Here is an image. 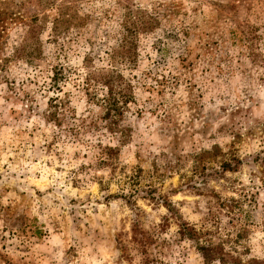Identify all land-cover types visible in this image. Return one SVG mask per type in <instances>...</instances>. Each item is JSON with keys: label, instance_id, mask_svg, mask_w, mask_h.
<instances>
[{"label": "rangeland", "instance_id": "1", "mask_svg": "<svg viewBox=\"0 0 264 264\" xmlns=\"http://www.w3.org/2000/svg\"><path fill=\"white\" fill-rule=\"evenodd\" d=\"M3 1L0 264H204L182 221L230 261L264 264V68L228 38L252 24L264 55V0H80L82 26L57 43L45 23L34 63L14 48L28 16L42 10L33 0H6L17 10L6 18ZM118 3L154 18L138 34L136 64L122 67L134 92L118 118L125 136L110 131L109 119L77 132L73 121L101 114L81 89L83 56L109 65ZM56 62L68 69L61 91L48 89ZM55 94L66 102L59 124L46 111ZM101 145L117 149L109 164L99 161Z\"/></svg>", "mask_w": 264, "mask_h": 264}, {"label": "trees", "instance_id": "2", "mask_svg": "<svg viewBox=\"0 0 264 264\" xmlns=\"http://www.w3.org/2000/svg\"><path fill=\"white\" fill-rule=\"evenodd\" d=\"M42 10L41 14L34 12L33 16H28L24 23L27 28L21 42L14 48V56L21 57L28 63L36 62V59L42 58L40 33L45 23H50V37L53 42H59L60 39L67 37L66 32L77 29L84 23L85 18L79 14L80 0H33ZM3 9L6 18H12L16 13L10 8L12 1H3ZM123 10L120 17V35L119 42L112 47L108 54L109 65L107 67L91 66L90 54L83 56V66L85 74L81 81V89L89 99L95 100L101 108V114L97 119H92L85 123L84 119L79 122H72L71 129L80 132L93 124L98 126V120H107L108 128L111 132L120 131L125 136V129L121 128L118 118L129 109L130 103L134 102L133 86L129 78L122 73V67H132L137 62V37L138 34L151 30L153 27V17L143 16L145 13L139 8H134L128 3H118ZM14 8L16 5H12ZM54 9L52 17H48L45 9ZM49 19V20H47ZM24 21V20H22ZM257 31L256 26L252 24L237 25L229 30V40L231 44L245 48L249 57L254 63H259L264 68V55L256 49L257 40L262 36ZM264 33V26L262 29ZM165 47L158 46V52L165 51ZM62 50L59 47V51ZM67 68L61 62L51 64L48 89L61 91V83L67 78ZM102 91L99 94L98 91ZM65 100L58 94L48 98L47 118L55 124H59L65 115ZM102 146V145H101ZM117 151L116 147L104 145L101 147V156L99 161L103 164H109V159ZM223 170H232L228 162L222 164ZM124 195V194H123ZM149 199H153L150 196ZM162 203L166 209L172 212L173 207L167 198H163ZM180 231L188 239L195 242L196 249L200 253L204 264L219 262L220 264H241L237 260H229L227 251L219 244L200 242L201 232L196 228L187 225L186 222H179Z\"/></svg>", "mask_w": 264, "mask_h": 264}]
</instances>
